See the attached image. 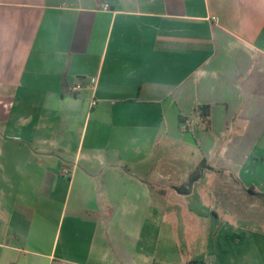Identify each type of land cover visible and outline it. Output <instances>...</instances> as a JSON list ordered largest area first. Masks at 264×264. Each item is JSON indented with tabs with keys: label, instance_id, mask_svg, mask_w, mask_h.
Wrapping results in <instances>:
<instances>
[{
	"label": "crops",
	"instance_id": "1",
	"mask_svg": "<svg viewBox=\"0 0 264 264\" xmlns=\"http://www.w3.org/2000/svg\"><path fill=\"white\" fill-rule=\"evenodd\" d=\"M244 196L264 0H0V264H264Z\"/></svg>",
	"mask_w": 264,
	"mask_h": 264
},
{
	"label": "rangeland",
	"instance_id": "2",
	"mask_svg": "<svg viewBox=\"0 0 264 264\" xmlns=\"http://www.w3.org/2000/svg\"><path fill=\"white\" fill-rule=\"evenodd\" d=\"M246 197L247 196H244L243 204L244 207L248 210L243 211L244 216H242L241 225L252 226V228H254L255 230L264 232V200L260 199V201L255 202L252 198ZM255 219H257L258 221H256Z\"/></svg>",
	"mask_w": 264,
	"mask_h": 264
},
{
	"label": "built area",
	"instance_id": "3",
	"mask_svg": "<svg viewBox=\"0 0 264 264\" xmlns=\"http://www.w3.org/2000/svg\"><path fill=\"white\" fill-rule=\"evenodd\" d=\"M109 7L108 5H104V9L107 10ZM91 82H94V80L92 79ZM87 83V84H86ZM88 85H90V82H86L83 79H80L74 86L71 87V92L74 94L80 93L85 87H87ZM98 105V101L96 99H92L91 101V107L94 108ZM70 171L67 169H62V174L65 177H70Z\"/></svg>",
	"mask_w": 264,
	"mask_h": 264
},
{
	"label": "trees",
	"instance_id": "4",
	"mask_svg": "<svg viewBox=\"0 0 264 264\" xmlns=\"http://www.w3.org/2000/svg\"><path fill=\"white\" fill-rule=\"evenodd\" d=\"M207 110H208V108H206V107L203 108V112L206 113V114L208 113ZM207 168H210V167H207ZM196 180H198V176H197V179H193L192 178L191 183L195 182Z\"/></svg>",
	"mask_w": 264,
	"mask_h": 264
}]
</instances>
